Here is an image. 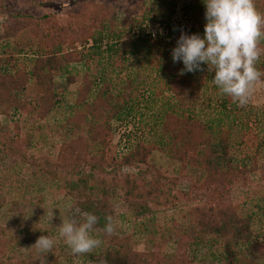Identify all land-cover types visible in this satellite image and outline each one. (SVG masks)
I'll return each instance as SVG.
<instances>
[{"label":"trees","instance_id":"trees-1","mask_svg":"<svg viewBox=\"0 0 264 264\" xmlns=\"http://www.w3.org/2000/svg\"><path fill=\"white\" fill-rule=\"evenodd\" d=\"M152 1L156 9H148L142 14L136 26L135 19L131 18L136 9L125 7L119 10L113 5H103L87 14L74 33L64 27L49 32L41 19L8 13L4 0H0V43L14 40L26 30L35 38L36 45L28 71H11L9 65L13 55L0 56V116L25 114L38 122L43 121L54 111L62 94L57 89L56 75L66 73L65 85H72L75 79L69 74L70 67L82 65V81L65 116V124L61 126L66 131L61 136L55 161H43L37 167L42 179L50 183L62 181L60 190L77 199L83 211L96 215L100 229L104 228V212L118 191L126 200L136 203L161 204L164 195L159 172L147 169L135 175L113 173L108 180L105 177L108 169L145 165L153 151L162 150L171 164L178 167L174 169L175 174L183 176L192 172L197 175L195 184L210 198V204L208 207H194L188 213L195 237L189 235L187 228L175 225V237H167L174 247L172 253L166 254L162 250L166 237H160L158 241H155L156 237H150L153 249L139 252L133 248L129 237L114 236L92 253L83 255L86 264H201L205 261L211 264H264V205H261L264 191L249 200V209L228 201L232 188L240 183L246 186L249 175L260 172L259 153L246 157V163L238 160L231 148V139L237 130L242 131L243 140L251 131L249 113L246 107L238 106L218 90L210 107V116L203 121L199 119L194 102L200 86L188 79V72L180 74L182 62L174 63L172 50L167 47L169 41L176 37L172 41L176 42L182 32L201 34L204 27L187 32L183 24L171 23L174 0ZM188 2L191 7L204 5L202 0ZM119 11L123 13L121 21ZM145 22L165 24L167 35L158 34L154 38L149 34L145 37L131 35L136 28L141 34ZM118 27L128 28L126 35L133 38L131 47L135 54H139L135 59L138 72L134 78L127 75L122 86L113 91L112 83L104 77L93 79L89 67L99 62L103 55L107 58L116 55L118 66L120 61L128 60L125 58L128 54L119 53L113 40L106 36L110 34L115 40H121L125 34L114 33ZM104 40H107L105 44ZM76 43H79V49ZM262 69L264 67H260ZM140 74L146 75L149 82H137ZM30 83L37 94L35 102L25 98ZM95 87L97 90L93 92ZM143 88L144 94L139 95ZM146 94L150 105L164 102L167 106L161 116V134L166 135L167 140H141L121 157L112 156L114 124L127 120L133 109L142 104L141 98ZM174 100H188V108L177 109ZM18 136L8 142V149L13 153L22 144ZM261 145H264V139ZM41 200L38 199V204ZM255 225L259 232H256ZM5 234V229L0 227V236ZM102 236L98 238L103 241ZM14 243L20 244L17 239ZM202 248L209 252L198 260ZM0 264L67 263L57 258L49 263L19 258L0 261Z\"/></svg>","mask_w":264,"mask_h":264},{"label":"rangeland","instance_id":"rangeland-1","mask_svg":"<svg viewBox=\"0 0 264 264\" xmlns=\"http://www.w3.org/2000/svg\"><path fill=\"white\" fill-rule=\"evenodd\" d=\"M4 3L8 13L14 15L20 13L41 19L43 27L49 32L52 31L51 29L57 30L64 27L74 33H77L83 20H86L87 14L103 5L109 7L113 5L119 10L125 7L136 9L131 17L135 19L134 26L139 23L141 15L146 13L148 9L154 11L157 7L152 0H4ZM255 3L257 9L264 13V0H255ZM191 6L192 4L188 0H174L172 20L185 24L184 27L187 32L191 29H199L201 26L204 27L206 23L204 18L205 6L203 5L201 8L198 4L194 7ZM122 14L119 11V21L123 17ZM127 30L128 28L123 27L116 29L114 33L123 32L125 34L118 41L112 38V35L106 34L119 48V53L128 54L125 55L127 61L124 63L120 61V66H118L116 55L111 58L103 55L99 62H94L89 67L90 76L93 79L104 77L112 83L113 91H117L122 86V81L127 75L134 78L138 72L135 59L139 58V54L133 52L131 47L133 38L126 35ZM136 31L137 28L133 30L131 35L136 36ZM0 32L2 33L1 30ZM199 35L203 37V33ZM175 38L169 41L168 50L175 47L176 42H172L175 41ZM104 41L105 44L107 40ZM75 46L80 48L79 43H76ZM261 48H264V44L261 45ZM35 51V38L26 30L20 32L14 40L0 43V56L8 53L13 55V61L9 65L11 71H28L31 68V60ZM182 67H184L183 64ZM257 67L259 69L264 67V54L261 55ZM201 68L203 71L188 73V79L200 86L194 107L195 114L203 121L210 116V107L215 101L218 89L211 83L214 72L208 71L207 65L202 64ZM83 72L82 65L70 67L69 74L74 77L75 82L69 86L65 85L66 73L56 75L57 89L62 94L54 111L43 121L38 122L25 114H11L9 117L0 116V227L6 231L4 236H0V261L31 258L49 263L57 258L67 264H86L83 256L71 253L64 240L58 236L56 228L65 217L78 219L77 209L83 211L81 204L67 191L60 190L62 181L50 183L47 179H42L37 167L43 161H55L61 136L66 131L61 126L65 124L67 111L74 102ZM146 78V75L140 74L136 81L149 82L150 79L146 80ZM96 90L97 87L94 88L93 92ZM141 91H139V95L144 94V88ZM144 97L141 98L142 104L133 109L132 115L127 120L114 124L110 153L112 156L121 157L128 152L134 143L141 140L148 142L160 139L163 142L167 140V136L161 134V116L167 106L164 105V102L150 105L147 103L148 94ZM25 98L34 102L37 100L33 83L28 85ZM91 100L92 95L89 98V101ZM173 103L177 105V109L188 108V100H178V102L174 100ZM244 107L249 113L252 128L244 140L241 135L243 134L242 131L237 130L231 139L232 153L238 160H244L246 163H248L245 160L246 157L259 153L260 172L250 174L245 181L246 186L240 183L232 188L228 201L233 205L249 209V200L258 197L264 191V181L262 180L264 145H261L264 139V85L256 86L249 103ZM17 136L22 144L13 153L8 149V142ZM177 168L176 165L171 164L162 150H155L145 165L108 169V174L105 176L108 180L113 173L135 175L138 172L143 173L147 169L159 172L161 190L164 195L161 204L141 201L136 203L126 200L124 194L118 191L103 216L104 226L106 224L105 217H112L115 226L114 232L110 235L104 233L98 228L100 225L97 223L96 231L93 234L97 237L103 235L102 243L114 236L129 237L133 248L139 252L153 249V239L151 238V240L150 237H156L155 241H158L160 237H166V243L163 244L162 248L163 253L166 254L172 253L174 247L171 240L167 241V237H175L173 233L175 225L187 228L189 235L191 233V235L193 234L191 237H195L196 233H193L191 227L192 218L188 217V213L194 207H208L210 198L197 188L195 184L197 175L187 172L185 175L179 176L174 173V169ZM259 198L261 199V197ZM38 199H42L40 204H38ZM261 205H264V201H261ZM50 210H52L53 219L49 221L48 212ZM255 228L257 232V225ZM41 235L55 238L56 242L51 252L41 253L32 247ZM16 239L20 243L19 245L14 243ZM207 252H209L207 248H202L197 259L204 258ZM201 264L211 263L205 261Z\"/></svg>","mask_w":264,"mask_h":264},{"label":"clouds","instance_id":"clouds-1","mask_svg":"<svg viewBox=\"0 0 264 264\" xmlns=\"http://www.w3.org/2000/svg\"><path fill=\"white\" fill-rule=\"evenodd\" d=\"M205 6L203 37L183 32L172 49L173 62H182L185 72L203 71L207 65L214 72L211 83L225 95L243 107L249 103L257 85H264V71L257 64L264 54V13L255 0H202ZM162 34V30H161ZM79 218L65 217L57 228L73 255L90 254L102 245V240L93 233L98 217L77 209ZM53 219L52 210L48 212ZM101 231L114 232L112 217H105ZM55 238L41 235L32 246L41 253L52 251Z\"/></svg>","mask_w":264,"mask_h":264},{"label":"built area","instance_id":"built-area-1","mask_svg":"<svg viewBox=\"0 0 264 264\" xmlns=\"http://www.w3.org/2000/svg\"><path fill=\"white\" fill-rule=\"evenodd\" d=\"M174 19V18H173ZM171 23H174L175 25H177L180 22H174L173 20H171ZM182 24V23H181ZM185 25V24H184ZM147 26H151V27H147ZM161 30H162V34H161ZM168 33V30L166 29V25H159L157 23H149L145 22L144 25L142 26V32L141 34H139V32H135L136 37L138 36H142L145 37L146 35H150L151 37H155L156 35L160 34L161 36H166Z\"/></svg>","mask_w":264,"mask_h":264}]
</instances>
